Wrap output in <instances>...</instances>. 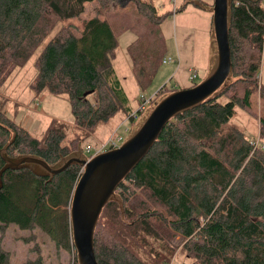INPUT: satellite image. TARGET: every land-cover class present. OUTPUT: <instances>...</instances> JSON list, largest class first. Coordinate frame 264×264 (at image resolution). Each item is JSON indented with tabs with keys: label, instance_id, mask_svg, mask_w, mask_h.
<instances>
[{
	"label": "trees",
	"instance_id": "obj_1",
	"mask_svg": "<svg viewBox=\"0 0 264 264\" xmlns=\"http://www.w3.org/2000/svg\"><path fill=\"white\" fill-rule=\"evenodd\" d=\"M123 1L129 3L125 9L119 6ZM161 2L0 0V80L36 57L34 93L64 98L75 127L89 131L117 113L131 116L129 98L113 66L117 38L132 34L126 53L144 92L165 58L161 25L186 8L159 14ZM111 3L118 6L115 11ZM90 4L95 12L85 17ZM228 26L230 83L171 119L118 185L94 231L97 264H170L179 248L185 255L182 263L264 264V110L259 116L260 141L229 124L238 107L255 114L254 96L264 104V84L258 80L264 0H231ZM65 131L52 122L37 139L0 112V170L2 155L33 156L49 166L64 163L78 152L80 141H72L73 148L62 147ZM80 173L77 164L54 176H37L28 169L4 171L0 230L9 225L22 231L39 229L57 248L72 252L73 264H78L69 207ZM42 263L38 257L25 264ZM0 264H9L3 250Z\"/></svg>",
	"mask_w": 264,
	"mask_h": 264
},
{
	"label": "rangeland",
	"instance_id": "obj_2",
	"mask_svg": "<svg viewBox=\"0 0 264 264\" xmlns=\"http://www.w3.org/2000/svg\"><path fill=\"white\" fill-rule=\"evenodd\" d=\"M126 2H121L119 6L125 9L129 5ZM194 2L200 3L202 6H197ZM161 3V6L158 7L159 14H165L172 10L175 12L182 6H186V8L184 7L185 9L182 11L163 21L161 32L166 47L164 57L172 58L174 62L160 64L151 85L144 92H140L135 82L131 63L126 53V46L133 36L130 32H125L117 38L118 46L113 66L129 98L132 114L136 112V117L120 112L93 130L86 131L75 127L70 113V105L64 98L52 96L46 91L40 95L34 93L32 84L36 75L35 56L23 67L13 69L5 80H0V112L10 122L18 124L37 139H42L50 123L61 124L66 130L62 147L73 148L71 142L80 140L77 143L79 145L78 152L75 153L85 154L87 159L91 158L95 152L101 154L122 143L153 108L154 103L140 113L141 94L152 97L156 95L153 100L157 103L173 89L191 88L193 83L190 81L188 70L196 71L197 78L194 82L199 84L212 69L215 61L216 51L211 48L213 0H162ZM109 6L114 11L115 8H118V6L115 7V3H111ZM94 8H96L94 4L88 5L84 16L93 15ZM114 22L115 20L113 24ZM115 28L118 30L117 24H115ZM170 77L172 81H170ZM258 80L264 84V53ZM159 89L161 92L157 93L156 91ZM257 96L253 97L256 108L254 116L238 107L229 124L238 127L249 139L260 141L259 116L264 110V104L260 103L261 99ZM90 98L93 101L94 97ZM8 131L9 137L12 139L13 133L11 130ZM0 250L7 252L9 264H25L38 257L42 259V264H73L74 262L72 252L57 248L54 242L39 229L22 231L15 225H9L4 227V230H0ZM182 255L185 256L179 248L170 264H190L184 259L182 263Z\"/></svg>",
	"mask_w": 264,
	"mask_h": 264
},
{
	"label": "water",
	"instance_id": "obj_3",
	"mask_svg": "<svg viewBox=\"0 0 264 264\" xmlns=\"http://www.w3.org/2000/svg\"><path fill=\"white\" fill-rule=\"evenodd\" d=\"M230 3L231 0H213L211 48L216 51V56L205 79L194 87L176 90L155 102L139 126L119 147L89 159L84 154L74 153L64 163L54 166L33 156L8 158L2 155L5 164L0 170V178L6 170L28 169L37 176H54L72 164L81 167L69 210L72 244L78 264H97L93 236L103 208L115 199L118 185L147 155L169 121L208 101L230 83ZM196 5L202 6L200 3Z\"/></svg>",
	"mask_w": 264,
	"mask_h": 264
},
{
	"label": "built area",
	"instance_id": "obj_4",
	"mask_svg": "<svg viewBox=\"0 0 264 264\" xmlns=\"http://www.w3.org/2000/svg\"><path fill=\"white\" fill-rule=\"evenodd\" d=\"M174 62V60L172 59V58H164L163 59V64H167V63H173ZM188 74H189V76H190V81L191 82H194L195 80H196V78H197V73H196V71L194 70V69H189L188 70ZM154 96H156V95H154ZM154 96L152 97V96H146V95H143V94H141V103H140V106H139V110H140V113L141 112H144L149 106H151V103H152V101H153V98H154ZM152 97V98H151ZM133 115V117H136V112L135 113H133L132 114ZM124 141V140H123ZM122 143H120V144H118V145H115L112 149H115V148H117V147H119L120 145H121ZM89 152V151H88ZM87 152V153H88ZM99 154V153H98ZM98 154H96V152L93 154V156H95V155H98ZM92 157V156H91Z\"/></svg>",
	"mask_w": 264,
	"mask_h": 264
},
{
	"label": "flooded vegetation",
	"instance_id": "obj_5",
	"mask_svg": "<svg viewBox=\"0 0 264 264\" xmlns=\"http://www.w3.org/2000/svg\"><path fill=\"white\" fill-rule=\"evenodd\" d=\"M170 78H171V77H170ZM170 81H172V78L170 79ZM165 86H166V85H165ZM165 86H164V87H165ZM164 87H163V88H164ZM161 89H162V88H161ZM161 89H159L160 92H161ZM153 103H155V100H153L151 104L153 105ZM145 115H146V113H145ZM145 115H144V116H145ZM141 117H143V116H141Z\"/></svg>",
	"mask_w": 264,
	"mask_h": 264
},
{
	"label": "clouds",
	"instance_id": "obj_6",
	"mask_svg": "<svg viewBox=\"0 0 264 264\" xmlns=\"http://www.w3.org/2000/svg\"><path fill=\"white\" fill-rule=\"evenodd\" d=\"M85 155V154H84ZM86 156V155H85ZM86 158H87V156H86Z\"/></svg>",
	"mask_w": 264,
	"mask_h": 264
}]
</instances>
